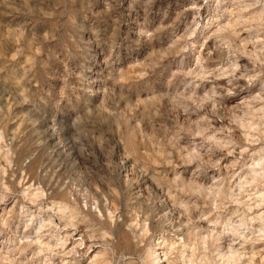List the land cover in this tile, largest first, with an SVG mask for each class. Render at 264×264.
<instances>
[{"label":"clouds","instance_id":"clouds-1","mask_svg":"<svg viewBox=\"0 0 264 264\" xmlns=\"http://www.w3.org/2000/svg\"><path fill=\"white\" fill-rule=\"evenodd\" d=\"M0 0V264H264V0Z\"/></svg>","mask_w":264,"mask_h":264},{"label":"rangeland","instance_id":"rangeland-1","mask_svg":"<svg viewBox=\"0 0 264 264\" xmlns=\"http://www.w3.org/2000/svg\"><path fill=\"white\" fill-rule=\"evenodd\" d=\"M171 3V14L175 17L178 13L182 12L184 7L186 6L184 0H166L165 7H167V3Z\"/></svg>","mask_w":264,"mask_h":264}]
</instances>
